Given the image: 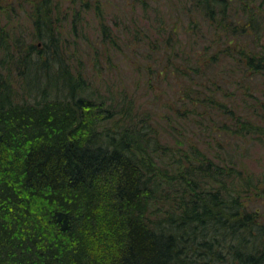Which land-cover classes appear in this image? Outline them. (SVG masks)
Masks as SVG:
<instances>
[{"label": "trees", "instance_id": "obj_1", "mask_svg": "<svg viewBox=\"0 0 264 264\" xmlns=\"http://www.w3.org/2000/svg\"><path fill=\"white\" fill-rule=\"evenodd\" d=\"M33 4L37 44L0 33V264H264V172L225 157L264 144V0Z\"/></svg>", "mask_w": 264, "mask_h": 264}, {"label": "rangeland", "instance_id": "obj_2", "mask_svg": "<svg viewBox=\"0 0 264 264\" xmlns=\"http://www.w3.org/2000/svg\"><path fill=\"white\" fill-rule=\"evenodd\" d=\"M31 1L32 0H0V5L1 6L4 5L3 7H0V33L2 31L1 28L3 27L9 30V32L11 33L9 35V39L11 37H13L15 40L19 38H23L26 44H30L34 42L37 44L38 41L32 37L34 25H33V19L31 17L32 16L31 13H33V8H34L33 2L35 0L32 2ZM60 1H61V6H63L61 7V12H64V10L68 8V3H70V0H60ZM91 1H95V0H89V3H91ZM105 1L106 0H104V2ZM124 1L125 0H110L109 6L113 5L115 7H120L118 5H121V3ZM128 6L129 5H127L126 7ZM95 7L96 6H93V8H91L90 11H88V15H89L88 18H86L85 20L84 19L81 20L82 26L86 25L88 34L94 40L98 38L97 37L98 33L96 29H98L99 31L101 24L100 23L101 18L99 17L98 13L95 11ZM75 8L77 7H74V9ZM69 38H70L68 40L69 43H74L78 41V38H73V37H69ZM78 43L79 42L75 43L74 45ZM122 45L123 48H125V45L124 44ZM133 51L135 52L134 46L130 47V49L127 46L124 53L121 52L122 54L116 56L117 57L116 59L118 60L120 59V61H118V65L120 69H122L124 72L122 70L118 71L119 67L113 68V70L107 69L106 72H102L95 75V83L97 84L102 83L100 81L101 79H104L105 83L110 85L113 80H117L119 77L124 78L126 80L130 79L131 73L125 69L124 65H122L121 63V60H123L127 56L133 58L134 54H136L133 53ZM91 72L92 70H90L89 74H91ZM121 72H123L122 75ZM16 82L18 83V79L16 80ZM120 83H123V79ZM141 93H145V92L142 90ZM21 94H23V92H21ZM226 103H229L228 99H226ZM225 140H226L225 143H229L230 139H228V137H225ZM247 142L248 143L240 141L237 145L232 144V147H230V152H232L233 149H235L234 153L231 154L228 151H225L226 153L225 157L226 158L232 157L233 161L235 159L241 160L242 162H244L245 167L247 169H249L255 175H260L261 173L264 172V144L260 146L258 143L254 141H247ZM237 151H239V154L235 155ZM254 204H256V202ZM39 209L40 208H34V213L36 215L37 223L41 228L39 237L42 238L43 240H48L51 242L47 244H42V246H47V245L56 246L58 243H60L59 241L62 240L60 239L62 235L57 233L54 229L52 230V228L50 227L51 224L50 222H48L49 218L47 216V211H44L43 209L42 211H39ZM56 241H58V243Z\"/></svg>", "mask_w": 264, "mask_h": 264}]
</instances>
